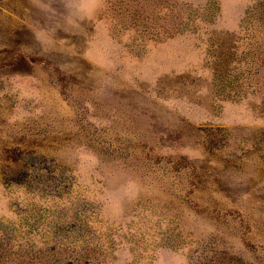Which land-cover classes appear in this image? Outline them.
Segmentation results:
<instances>
[{"label":"rangeland","instance_id":"obj_1","mask_svg":"<svg viewBox=\"0 0 264 264\" xmlns=\"http://www.w3.org/2000/svg\"><path fill=\"white\" fill-rule=\"evenodd\" d=\"M29 6L0 0V264H264V0H106L70 55Z\"/></svg>","mask_w":264,"mask_h":264},{"label":"clouds","instance_id":"obj_2","mask_svg":"<svg viewBox=\"0 0 264 264\" xmlns=\"http://www.w3.org/2000/svg\"><path fill=\"white\" fill-rule=\"evenodd\" d=\"M105 3L106 0H30L26 15L39 54L70 55L65 47L70 43L67 37L84 35L87 25ZM243 198H248L247 192Z\"/></svg>","mask_w":264,"mask_h":264}]
</instances>
